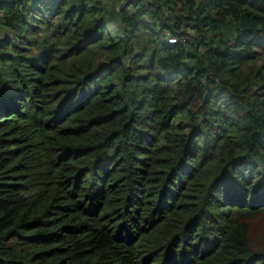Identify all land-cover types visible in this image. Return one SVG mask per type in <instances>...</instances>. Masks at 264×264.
<instances>
[{
  "label": "trees",
  "instance_id": "1",
  "mask_svg": "<svg viewBox=\"0 0 264 264\" xmlns=\"http://www.w3.org/2000/svg\"><path fill=\"white\" fill-rule=\"evenodd\" d=\"M0 264H264V0H0Z\"/></svg>",
  "mask_w": 264,
  "mask_h": 264
},
{
  "label": "built area",
  "instance_id": "2",
  "mask_svg": "<svg viewBox=\"0 0 264 264\" xmlns=\"http://www.w3.org/2000/svg\"><path fill=\"white\" fill-rule=\"evenodd\" d=\"M169 41H170V42H175L176 39H175V37H170V38H169Z\"/></svg>",
  "mask_w": 264,
  "mask_h": 264
}]
</instances>
